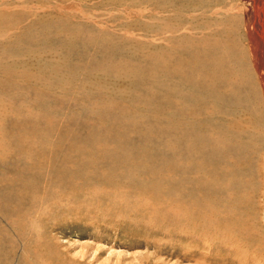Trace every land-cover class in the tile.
<instances>
[{"label":"rangeland","instance_id":"374dc122","mask_svg":"<svg viewBox=\"0 0 264 264\" xmlns=\"http://www.w3.org/2000/svg\"><path fill=\"white\" fill-rule=\"evenodd\" d=\"M199 1L203 0H0V74L11 77L0 79V264H264V258L258 256L264 257V184L259 188L260 194L251 195L249 209L256 213L262 235L250 246L253 251L249 256L240 248L245 236L237 230L224 223L215 225L207 214L204 219H197L184 204L186 208L183 206L180 211L166 209L165 205L152 209V203L158 204L160 199L155 200L156 194L147 192L156 190L158 198L182 199L186 204H192L190 198L205 192L192 186L197 184L198 165H208L199 157L204 151V159L208 158L207 146L201 150L195 145L190 128L163 118L169 109H176L174 102L178 101L181 86L187 101H194L193 82H181L177 76L178 53L169 47L177 45V37L186 32L183 25L189 28V21L195 17L202 21L211 19V6L194 17L193 8L202 5ZM226 1L227 12L229 8L235 12L243 9L239 20L244 33L251 16L249 0ZM188 30L180 36V44H185L187 37L188 45L198 36ZM45 46L59 49L63 62L54 63L57 67L36 65L34 54H41ZM245 46L247 49L246 43ZM152 54L157 56L152 58ZM153 66L162 70L154 80L148 73ZM160 76L163 79L158 81ZM158 82H162L161 86ZM165 89H171L170 93ZM236 185L241 190L240 184ZM100 212L104 214L101 216ZM225 228L229 231L223 232ZM167 229L173 230L171 234Z\"/></svg>","mask_w":264,"mask_h":264},{"label":"bare ground","instance_id":"6f19581e","mask_svg":"<svg viewBox=\"0 0 264 264\" xmlns=\"http://www.w3.org/2000/svg\"><path fill=\"white\" fill-rule=\"evenodd\" d=\"M202 5L193 8L194 13H205L207 7L211 6L214 8V11L211 19L207 20H198L194 18L192 21H189V28L191 31L198 33V36L193 37L188 45V38H184L185 44H180V36L183 37L184 34L189 31L188 27L183 25L186 32H182L177 40V45L171 44L169 49L178 53L176 57L177 64V76L180 77L181 82L184 84L185 80L189 79L193 82L191 88L192 96H194V101L189 102L185 98L187 93L184 88L181 86L179 92H177L178 101L174 102L176 109L164 113V119L181 126L190 128L195 137V145L199 146L202 150L204 145L207 146L209 153L207 157L211 158L204 159V151L197 152L199 157H202L203 161H207L208 165L204 166L198 165L196 170L197 175V184H193V188L204 190L205 192L198 195L197 197L190 198L192 204H186L184 201L173 200L171 198L161 199L158 198V191L149 190L148 193L157 197L155 200L160 199L158 204H153L152 209H155L157 206L163 207L166 206V209L183 210V206L187 207V212L193 213L197 219H202L205 214L209 216L210 220L213 223L220 224L224 223L229 226L232 230H237L245 237L241 240L239 245L243 249L246 256L251 255L250 246L254 241H259L261 238V226L259 225V220L254 217L256 213L250 212L249 206L251 202L252 192H256V195L259 193V188L264 184V0H249L251 5L250 13V22L245 24V32H241L240 20L242 11L239 9L236 12L231 8L227 10L224 9L226 5V0H203L199 1ZM231 2V1H230ZM229 3V2H228ZM183 5V4H182ZM230 5V4H229ZM228 5V6H229ZM241 5V4H240ZM186 6V5H185ZM227 6V7H228ZM226 7V8H227ZM235 7V6H233ZM191 9V8H190ZM199 9V10H198ZM206 9V10H205ZM182 11V9H177ZM236 10V8H235ZM186 11V10H185ZM216 11V12H215ZM215 12V13H214ZM41 15V14H40ZM226 15V16H225ZM244 15V14H242ZM248 15V14H247ZM169 16V15H167ZM191 16V15H190ZM201 15H199L200 17ZM207 16V15H205ZM45 19L47 16H44ZM203 17V16H202ZM209 17V16H208ZM39 18V17H38ZM249 18V17H248ZM197 19V20H196ZM199 21V22H197ZM202 21V22H201ZM52 22V21H51ZM201 22V23H200ZM225 22V23H224ZM43 23V22H42ZM44 24V23H43ZM46 24V21H45ZM182 24V23H181ZM4 26V25H3ZM47 26V25H46ZM49 26V25H48ZM168 27V26H167ZM10 26L9 29H11ZM31 28V27H30ZM200 28L202 29L201 31ZM48 29V28H47ZM171 29V28H169ZM199 29V30H198ZM207 29H210L209 32H206ZM14 30V29H13ZM178 31V29H176ZM17 32V31H16ZM45 33V32H44ZM6 36V35H5ZM14 37V36H13ZM16 37V36H15ZM242 37V39H241ZM10 38V37H9ZM168 38V37H167ZM246 39V41H245ZM39 40V38H37ZM170 40V38H169ZM10 41V40H9ZM46 41V38H45ZM50 41V40H49ZM247 44V49L245 43ZM171 42V41H168ZM50 43V42H49ZM173 43V42H172ZM40 44V43H39ZM46 45V43H45ZM90 45V44H89ZM22 46V45H21ZM40 46V45H38ZM169 46V45H168ZM38 48V47H37ZM41 48V47H40ZM61 48V47H60ZM25 49V48H24ZM35 49V48H34ZM41 54H34L36 56V61H38V66L47 68H52L54 63H60L63 59L58 48L45 46L42 48ZM66 49V48H65ZM156 49V48H155ZM22 50V49H21ZM63 50V49H62ZM5 51V50H4ZM27 51V50H26ZM33 51V50H32ZM248 51V53H247ZM30 52V51H29ZM100 52V51H99ZM156 52V51H155ZM170 52V51H168ZM145 53V52H144ZM11 54V52H10ZM24 54V53H23ZM26 54V53H25ZM57 54V55H55ZM172 54V53H171ZM170 54V55H171ZM13 55V54H12ZM19 55V54H18ZM32 55V56H34ZM9 56V55H8ZM27 56V55H26ZM157 55L152 54L151 57L155 58ZM160 56V55H159ZM158 56V61L161 59ZM248 56L250 59L251 66H248ZM12 58V57H11ZM21 59V58H20ZM27 58H25L26 60ZM34 59V60H35ZM24 60V58H22ZM32 60V59H31ZM29 61V58H28ZM24 62V61H23ZM63 62V60H62ZM61 62V63H62ZM27 63V62H26ZM33 64V63H31ZM35 65V63H34ZM60 65V64H59ZM164 63L162 67L164 68ZM176 65L174 64V67ZM57 67V66H56ZM62 67V65L60 66ZM58 69V68H57ZM167 69V68H166ZM174 69V68H173ZM167 71V70H166ZM165 71V73H167ZM157 72H162L159 67H151L149 69V76H157ZM46 74V73H45ZM142 74V73H141ZM140 75V74H139ZM138 75V76H139ZM168 75V74H167ZM163 75L164 78L167 76ZM170 75V74H169ZM62 76V75H61ZM11 78L0 74V79L2 78ZM140 77V76H139ZM146 77V75L144 76ZM169 77V76H168ZM13 78V77H12ZM51 78V77H50ZM162 80L163 78L157 77ZM145 79V78H144ZM168 79V78H167ZM7 80V79H6ZM10 80V79H9ZM24 80H27L25 77ZM157 80V79H156ZM169 80V79H168ZM173 80V78H172ZM188 80V81H189ZM22 81V80H21ZM36 82V80H34ZM146 81V79H145ZM147 81L151 83V78ZM1 82V81H0ZM7 82V81H6ZM11 82V80H10ZM55 82V81H54ZM153 82V81H152ZM175 82V81H174ZM180 82V81H179ZM14 83H17L14 82ZM22 83V82H21ZM20 83V84H21ZM145 83V82H144ZM159 83V82H158ZM162 83V82H160ZM159 83V84H160ZM176 83V82H175ZM189 83V82H188ZM148 84V83H147ZM158 86H161V84ZM162 84H166L165 81ZM186 84V83H185ZM7 85V84H5ZM23 85V84H22ZM36 85V83H35ZM85 85V84H84ZM146 84H144L145 86ZM152 85V84H151ZM180 85V84H178ZM86 86V85H85ZM169 86V85H168ZM166 85V87H168ZM171 86V85H170ZM10 87V86H8ZM6 87L4 89L9 90ZM17 87V86H16ZM20 87V85L18 86ZM151 87V86H150ZM11 88V87H10ZM15 88V87H14ZM21 88V87H20ZM19 88V90H20ZM24 88V87H23ZM144 88V87H143ZM164 88V87H163ZM178 89V87L176 86ZM172 89V87H171ZM165 91H169L170 90ZM3 90V89H2ZM18 90V91H19ZM143 90V89H142ZM144 90H146L144 88ZM143 90V91H144ZM153 90V89H152ZM173 90V89H172ZM22 91V90H21ZM140 91V90H138ZM148 91V90H147ZM146 91V92H147ZM2 92V91H1ZM9 92V91H8ZM17 92V91H16ZM103 92V91H102ZM124 92V91H123ZM145 92V91H144ZM152 92V91H151ZM163 92V91H162ZM174 92V91H173ZM176 92V91H175ZM174 92V93H175ZM191 92V91H190ZM189 92V93H190ZM4 93V92H3ZM7 93V91H6ZM14 93V92H13ZM11 93V94H13ZM22 93V92H21ZM64 93V92H63ZM118 93L119 90H118ZM125 93V92H124ZM159 93V92H158ZM10 94V93H8ZM7 94V95H8ZM10 94V95H11ZM15 94V93H14ZM13 94V95H14ZM148 94V93H147ZM146 94V95H147ZM154 94V93H152ZM151 94V96H152ZM156 94V92H155ZM162 94V93H161ZM142 95H145L144 93ZM157 95V94H156ZM163 95V94H162ZM1 96V95H0ZM140 96V95H139ZM164 96V95H163ZM2 97V96H1ZM6 97V96H5ZM14 97V96H13ZM157 97V96H156ZM168 97V96H167ZM175 97V96H174ZM180 97V100H179ZM4 98V97H3ZM7 98V97H6ZM9 99V98H8ZM11 99V98H10ZM88 99V98H87ZM94 99V98H93ZM148 99V97H147ZM164 99V98H163ZM170 99V100H169ZM1 100H3L1 98ZM7 100V99H6ZM104 100V99H103ZM107 100V99H106ZM118 100V98H117ZM122 100V99H121ZM137 100V99H136ZM171 101V98H168ZM173 100V99H172ZM191 100V99H189ZM5 99L3 100V102ZM10 101V100H9ZM81 101V100H80ZM79 101V102H80ZM85 101V100H84ZM92 101V100H91ZM90 101V102H91ZM94 101V100H93ZM92 101V102H93ZM165 101V100H164ZM2 102V101H1ZM86 102V101H85ZM109 103V102H108ZM107 103V104H108ZM111 103H115L111 101ZM84 104V103H83ZM136 105V103H134ZM133 101H132V105ZM146 104V103H145ZM173 104V103H172ZM118 103L116 104V106ZM161 105V104H160ZM169 105V104H168ZM167 105V106H168ZM2 106V104H1ZM28 106V105H27ZM93 106V105H92ZM99 106V105H98ZM97 106V107H98ZM114 106V105H112ZM138 106V105H137ZM136 106V107H137ZM164 106V105H163ZM32 107V106H31ZM103 107V106H102ZM133 107V106H132ZM135 107V106H134ZM166 107V106H165ZM164 107V108H165ZM29 108V107H28ZM94 108V107H93ZM106 108V107H105ZM104 108V109H105ZM139 108V107H138ZM173 108V107H172ZM27 109V108H26ZM97 109V108H96ZM95 109V110H96ZM136 109V108H134ZM13 110V109H12ZM40 111V109H38ZM54 110V109H53ZM94 110V111H95ZM103 110V109H102ZM100 110V112H102ZM110 110V109H109ZM138 110V109H137ZM175 110H178L177 114ZM38 111V112H39ZM60 111V110H58ZM91 111V109H90ZM42 112V111H41ZM40 112V113H41ZM54 112V111H53ZM97 112V111H96ZM99 112V113H100ZM106 112V111H105ZM109 112V111H107ZM121 112V111H120ZM119 112V113H120ZM134 112V111H133ZM1 113V112H0ZM4 114V112H2ZM6 113V112H5ZM98 113V114H99ZM118 113V114H119ZM132 113V112H131ZM152 113V112H151ZM12 114V113H11ZM11 114H8L11 116ZM30 114V113H28ZM43 114V113H42ZM71 114V113H69ZM103 114V113H102ZM105 114V113H104ZM134 114V113H133ZM16 115V114H15ZM56 115V114H55ZM58 115V113H57ZM79 115V114H78ZM120 115V114H119ZM125 116V114H123ZM127 115V114H126ZM4 116V115H3ZM14 114L11 116L13 117ZM19 116V114H18ZM29 116V115H28ZM31 116V115H30ZM34 116V115H33ZM53 116V115H52ZM65 116V115H64ZM70 116V115H69ZM104 116V115H103ZM124 116L122 118H124ZM17 117V116H16ZM16 117L15 120H16ZM58 117V116H57ZM63 117V115L61 116ZM100 117V116H98ZM153 117V116H152ZM155 117V116H154ZM36 118V117H35ZM119 118V117H118ZM1 119V117H0ZM9 119V118H8ZM20 119V117L18 118ZM34 119V118H32ZM40 119V117H39ZM63 119V118H62ZM151 119V118H150ZM156 119V118H155ZM5 120V119H4ZM7 120V119H6ZM46 120V118H45ZM122 120V119H121ZM153 120V119H152ZM2 121V120H1ZM0 121V122H1ZM19 121V120H18ZM21 121V119H20ZM41 121V120H39ZM61 121V120H60ZM63 121V120H62ZM101 121V120H100ZM123 121V120H122ZM164 121V120H163ZM38 122V121H37ZM93 122V121H92ZM91 122V123H92ZM95 122V121H94ZM144 122V121H143ZM146 122V121H145ZM154 122V121H153ZM42 123V122H41ZM55 123V122H53ZM61 123V122H60ZM161 123V122H160ZM1 124V123H0ZM10 124V123H8ZM13 124V123H12ZM24 124V123H23ZM22 124V125H23ZM45 124V123H44ZM50 124V123H49ZM55 124H59L58 122ZM90 124V123H89ZM97 124V123H96ZM118 124H120L118 122ZM124 124V123H123ZM128 124V123H127ZM132 124V123H131ZM140 124V123H139ZM156 124V123H155ZM158 124V123H157ZM165 124V123H164ZM3 125V124H2ZM15 125V124H13ZM27 126L26 122L24 124ZM23 125V126H24ZM125 125V124H124ZM161 125V124H160ZM170 125V124H169ZM168 125V126H169ZM1 126V125H0ZM9 126V125H8ZM17 126V125H16ZM22 126V127H23ZM35 127V124L33 125ZM40 126V125H39ZM43 126V124H42ZM59 126V125H58ZM119 126V125H117ZM140 126V125H139ZM180 126V127H181ZM3 127V126H2ZM0 127V128H2ZM21 127V129H22ZM28 127V126H27ZM27 127H23L27 129ZM37 127V126H36ZM47 128V126H45ZM105 127V126H104ZM122 127V126H121ZM129 127V125H128ZM138 127V126H136ZM163 127V126H162ZM167 127V126H166ZM171 127V126H170ZM178 127V126H177ZM5 128V126H4ZM11 128V127H10ZM59 128V127H58ZM130 128V127H129ZM132 128V127H131ZM175 128V127H174ZM173 128V129H174ZM24 129V130H25ZM45 129V128H44ZM110 129V128H109ZM144 129V128H143ZM165 129V128H164ZM169 129V128H168ZM179 129V128H178ZM182 129V127H181ZM189 129V130H190ZM3 130V129H2ZM5 130V129H4ZM3 130V131H4ZM7 130V129H6ZM23 130V131H24ZM30 130V128H29ZM105 130V129H104ZM127 130V129H126ZM130 130V129H129ZM166 130V129H165ZM163 130V131H165ZM190 130V131H191ZM14 131V130H13ZM22 131V130H20ZM42 131V130H41ZM48 131V130H47ZM59 131V129H58ZM139 131V130H138ZM171 131V129H170ZM175 130H173L174 132ZM180 131V130H179ZM0 129V133H1ZM5 132V131H4ZM3 132V133H4ZM17 132V131H16ZM32 132V131H31ZM31 132L30 133L31 135ZM131 132V131H130ZM133 132V131H132ZM39 133V132H38ZM37 133V134H38ZM46 133V132H45ZM107 133V132H106ZM138 133V132H136ZM158 133V131H157ZM175 133V132H174ZM177 133V132H176ZM175 133V134H176ZM187 133L186 135L190 134ZM33 134V133H32ZM123 134V132H122ZM127 134V133H126ZM169 134V132H168ZM178 134V133H177ZM182 134V133H181ZM185 134V132H184ZM3 135V134H2ZM1 135V138H2ZM51 135V134H49ZM170 135V134H169ZM193 135V136H194ZM33 136V135H32ZM168 136V135H167ZM184 136V135H183ZM52 137V136H50ZM57 137V136H56ZM124 137V136H123ZM162 137V136H161ZM172 137V136H171ZM180 137V136H179ZM187 137V136H186ZM4 140L5 137L3 136ZM15 138V137H14ZM167 138V137H166ZM170 138V137H169ZM168 138V139H169ZM24 139V138H23ZM31 139V138H27ZM47 139V138H45ZM178 139V138H177ZM184 139V138H183ZM187 139V138H185ZM15 140V139H14ZM36 140V139H35ZM44 140V139H42ZM146 140V139H145ZM166 140V139H165ZM172 140V139H171ZM7 141V140H6ZM45 141H48L45 140ZM44 141V143H45ZM52 141V140H51ZM76 141V140H75ZM167 141V140H166ZM180 141V140H179ZM193 141V140H192ZM34 142V140H33ZM40 142V140H39ZM42 142V141H41ZM40 142V143H41ZM54 142V141H52ZM51 142V143H52ZM172 142V141H171ZM176 142V141H174ZM191 142V141H189ZM25 143V141H24ZM48 143V142H47ZM46 143V144H47ZM50 143V144H51ZM162 143V142H161ZM180 143V142H179ZM2 144V143H1ZM0 144V145H1ZM23 144V143H22ZM43 144V143H42ZM57 144V143H56ZM157 144V143H156ZM160 144V143H159ZM173 144V143H172ZM184 144V143H183ZM191 144V143H190ZM75 145V144H74ZM141 145V144H140ZM163 145V144H162ZM179 145V144H178ZM181 145V144H180ZM41 146V145H40ZM46 146V145H45ZM59 146V144L57 145ZM77 146V145H76ZM148 146V145H147ZM47 147V146H46ZM163 147V146H162ZM177 147V146H174ZM24 148V145L23 147ZM167 148V147H166ZM179 148V147H178ZM71 149V148H70ZM170 149V148H169ZM176 149V148H175ZM174 149V150H175ZM206 149V148H205ZM24 150V149H23ZM45 150V149H44ZM52 150V149H51ZM57 150V149H56ZM66 150V149H63ZM177 150V149H176ZM175 150V151H176ZM204 150V149H203ZM42 151V150H41ZM186 151V149H185ZM23 152V151H22ZM29 152V151H28ZM60 152V151H58ZM76 152V151H75ZM165 152V151H164ZM208 152V151H207ZM33 153V152H32ZM42 154V152H39ZM51 153V152H50ZM103 153V152H102ZM172 153V151H170ZM47 154V153H45ZM145 154V152L143 153ZM142 154V156H143ZM173 154V153H172ZM178 154V153H177ZM180 154V153H179ZM184 154V153H183ZM181 154V155H183ZM206 154V153H205ZM31 155V154H30ZM38 155V153H37ZM36 155V156H37ZM48 155V154H47ZM46 155V156H47ZM51 154H49L50 156ZM63 156V154H60ZM76 155V154H75ZM108 155V153L106 154ZM166 155V154H165ZM169 155V153H168ZM167 155V156H168ZM23 156V155H22ZM41 156V155H40ZM56 156V155H55ZM55 156L53 158H55ZM101 156V155H100ZM132 156V154H131ZM150 156V155H149ZM161 156V155H160ZM172 156V155H171ZM42 157V156H41ZM59 157V156H58ZM67 157V156H66ZM65 157V158H66ZM108 157V156H107ZM134 157V156H132ZM139 157V155H138ZM50 158V157H49ZM57 158V157H56ZM64 158V156H63ZM64 158V159H65ZM69 158V157H67ZM66 158V159H67ZM109 158V157H108ZM135 158V157H134ZM140 158V157H139ZM184 158V157H183ZM196 158V157H195ZM198 158V156H197ZM61 159V158H60ZM104 159V158H103ZM130 159V158H129ZM137 159V158H136ZM135 159V160H136ZM161 159V158H160ZM165 159V158H164ZM169 159V158H168ZM201 159V158H200ZM167 160V159H165ZM171 160V159H170ZM175 160V159H174ZM29 161V160H28ZM27 163H30V161ZM66 161V160H65ZM74 161V160H73ZM101 161V160H100ZM137 161V160H136ZM140 161V160H138ZM172 161V160H171ZM177 161V160H176ZM185 161V160H184ZM38 162V161H36ZM43 162V161H41ZM97 162V161H95ZM103 162V161H102ZM109 162V160H107ZM143 162V160H142ZM160 163V161H158ZM197 162V161H195ZM47 163V161H46ZM50 163V162H49ZM63 163V161H62ZM71 163V162H70ZM90 163V162H89ZM100 163V162H99ZM104 163V162H103ZM111 163V162H109ZM182 163V162H181ZM32 164V163H30ZM56 164H59L57 161ZM64 164V163H63ZM114 164V163H112ZM118 164V163H117ZM133 164V163H132ZM141 164V163H139ZM164 164V163H163ZM162 164V165H163ZM171 164V163H170ZM185 165V163H183ZM189 164V163H188ZM191 164V163H190ZM199 164V162H198ZM55 165V164H54ZM103 165V164H102ZM142 165V164H141ZM165 165V164H164ZM163 165V166H164ZM32 166V165H31ZM42 166V165H41ZM70 166V165H69ZM111 166V165H110ZM120 166V165H119ZM127 166V165H126ZM180 167V165H178ZM197 166V165H196ZM18 167V166H17ZM35 167V165H33ZM53 167V164H52ZM63 167V166H62ZM61 167V168H62ZM93 167V166H92ZM109 167V166H108ZM147 167V166H146ZM185 167V166H183ZM112 168V167H111ZM121 168V167H119ZM118 168V169H119ZM137 168V167H136ZM142 168V167H141ZM149 168V167H148ZM156 168V165H155ZM178 168V167H177ZM189 168V167H188ZM191 168V167H190ZM49 169V168H48ZM117 169V170H118ZM157 169V168H156ZM166 169L169 170V167ZM165 169V170H166ZM38 170V167H37ZM44 170V169H43ZM41 170V171H43ZM96 170V169H95ZM149 170V169H148ZM147 170V171H148ZM179 170V169H178ZM193 169H191L192 171ZM46 171V170H44ZM97 171V170H96ZM123 171V170H122ZM50 172V171H49ZM121 172V171H120ZM119 172V173H120ZM164 172V171H163ZM174 172V171H173ZM180 172V171H179ZM152 173V172H151ZM168 173V172H167ZM11 174V173H10ZM144 174V173H142ZM172 175V173H170ZM133 175V174H131ZM136 175V174H135ZM145 175V174H144ZM157 175V174H156ZM263 175V176H262ZM45 176V175H44ZM162 176V175H160ZM195 176V175H194ZM98 177V176H97ZM138 177V175H137ZM151 177V176H150ZM167 177V176H166ZM172 177V176H171ZM178 177V176H177ZM45 178V177H44ZM103 178V177H102ZM135 178V176H134ZM139 178V177H138ZM168 178V177H167ZM147 179V178H146ZM153 179V178H152ZM155 179V178H154ZM157 179V178H156ZM165 179V178H164ZM179 182L181 179H177ZM184 179V178H183ZM182 179V180H183ZM121 180V179H120ZM127 180V179H126ZM162 180V179H161ZM159 179V182L161 181ZM188 180V179H187ZM96 181V180H95ZM99 181V179H98ZM124 181V180H123ZM137 181V180H136ZM146 181V180H145ZM148 181V179H147ZM152 181V180H151ZM155 181V180H154ZM173 181H175L173 179ZM172 181V182H173ZM92 182V181H91ZM140 182V179L138 180ZM150 182V181H149ZM169 182V181H168ZM131 183V182H130ZM143 183V182H142ZM162 185L165 182H161ZM182 183V182H181ZM184 183V182H183ZM240 184L241 190H237L238 185ZM96 184V183H95ZM138 184V183H137ZM186 184V183H184ZM100 185V184H99ZM124 185V184H123ZM145 185V184H142ZM148 185V183H147ZM161 185V186H162ZM180 185V183H179ZM188 185V184H186ZM127 186V185H125ZM130 186V185H129ZM132 186V185H131ZM130 186V187H131ZM201 186V187H200ZM91 187V186H90ZM109 187V186H108ZM134 186H132L133 188ZM168 187V186H167ZM179 187V186H178ZM203 187V188H202ZM123 188V187H122ZM142 188V187H141ZM145 188H147L145 186ZM161 190L163 188L159 187ZM188 188V187H187ZM262 188V187H261ZM138 189V188H137ZM151 189V188H149ZM167 189V188H166ZM165 189V190H166ZM179 189V188H178ZM122 190V189H121ZM126 190V189H125ZM128 190V188H127ZM120 191V186L118 190ZM131 191V190H130ZM167 191V190H166ZM128 192V191H126ZM136 192V191H135ZM144 192V191H143ZM176 192V191H175ZM194 192V191H193ZM240 192V193H239ZM263 192V191H262ZM261 192V194H262ZM142 193V192H139ZM145 193V192H144ZM154 193V194H153ZM166 193V192H164ZM163 193V195H164ZM179 193V192H177ZM183 193V192H182ZM91 194V193H90ZM101 194V193H100ZM99 194V195H100ZM119 194V193H118ZM134 194V193H133ZM167 194V193H166ZM181 194V193H180ZM195 194V193H194ZM94 195V194H93ZM138 195V194H137ZM91 196V195H90ZM96 196V195H95ZM104 196V195H103ZM102 197V196H101ZM120 197V196H119ZM170 197V196H169ZM179 197V196H177ZM99 198V197H98ZM108 198V196L106 197ZM118 198V197H117ZM116 198V199H117ZM152 198V197H151ZM174 198V197H173ZM176 198V197H175ZM182 198V197H181ZM189 198V197H188ZM113 199V198H111ZM121 199V198H120ZM139 199V198H138ZM146 200V199H145ZM149 200V199H148ZM147 200V201H148ZM186 200V199H185ZM141 201V199H140ZM154 201V200H153ZM150 202V201H149ZM55 203V202H54ZM123 204V202H121ZM120 203V205H121ZM144 203V201H143ZM157 203V202H156ZM75 204V203H74ZM77 204V202H76ZM75 204V205H76ZM110 204V203H109ZM182 204H184L182 206ZM106 205V204H105ZM79 207V205H77ZM111 206V205H110ZM117 206V205H116ZM149 206V205H148ZM184 206V207H185ZM77 207V208H78ZM90 207V206H89ZM92 207V206H91ZM90 207V208H91ZM105 207V206H104ZM108 207V206H107ZM106 207V208H107ZM119 208L121 206H118ZM185 207V208H186ZM112 209H114L111 206ZM117 208V207H116ZM108 209V208H107ZM111 209V210H112ZM118 209V208H117ZM147 209V208H146ZM161 209V208H160ZM159 209V210H160ZM252 209V208H251ZM110 210V208H109ZM135 210V209H134ZM156 210V209H155ZM154 210V211H155ZM97 211V210H96ZM108 211V210H107ZM136 211V210H135ZM110 212V211H109ZM113 212L116 213L114 210ZM124 212V211H123ZM130 212V211H128ZM153 212V211H152ZM165 213V210L163 211ZM101 213V212H100ZM146 213V212H145ZM160 213V212H159ZM173 213V212H172ZM103 213H101L102 216ZM119 214V213H118ZM163 214V213H162ZM167 214V212H166ZM179 214V213H178ZM99 215V213H98ZM97 215V216H98ZM106 215V214H105ZM116 215V214H115ZM136 218L140 222L139 214H136ZM150 215V214H149ZM160 215V214H159ZM172 215V214H171ZM183 215V214H182ZM100 216V217H101ZM109 216V215H108ZM112 216V215H111ZM119 216V215H118ZM131 216V215H130ZM129 216V217H130ZM156 216V215H155ZM205 216V220L207 219ZM99 217V216H98ZM96 217V218H98ZM124 217V216H123ZM134 217V216H133ZM132 217V218H133ZM151 217V216H150ZM161 217V216H160ZM165 217V216H164ZM119 218V217H118ZM153 218V217H152ZM157 218V217H156ZM195 218V217H194ZM117 219V218H116ZM121 219V218H120ZM128 219V218H127ZM204 219V218H203ZM99 221V218L97 219ZM103 220V219H102ZM101 220V221H102ZM115 220V219H114ZM126 220V219H125ZM154 220V219H152ZM151 220V221H152ZM193 221V218L188 219ZM30 221V220H29ZM33 221V220H32ZM137 221V222H138ZM150 221V220H149ZM155 221V220H154ZM197 221V220H196ZM203 221V220H202ZM103 222V221H102ZM119 222V221H118ZM179 222V221H178ZM33 223V222H32ZM127 223V222H126ZM132 223V222H131ZM135 223V222H134ZM205 223L209 224L208 221ZM211 223V222H210ZM138 224V223H137ZM158 224V223H156ZM102 225V224H101ZM104 225V224H103ZM122 225V224H121ZM125 225V224H124ZM152 226L150 223L148 224ZM187 225V224H186ZM106 226V224H105ZM260 228H259V227ZM181 227V225H180ZM29 228V227H28ZM204 228V227H203ZM206 228V227H205ZM215 228V227H214ZM206 230V229H205ZM168 234H171L172 229L166 230ZM215 231V229H214ZM217 231H221L218 229ZM229 229H226L223 232H228ZM183 233V232H182ZM203 235V233H201ZM201 235V236H202ZM209 237V236H208ZM184 238V237H183ZM203 239V238H202ZM175 242V241H174ZM168 245V244H167ZM38 251V250H37ZM250 251V252H249ZM257 255L259 250H257ZM253 255V254H252ZM259 258H264L263 256L258 255ZM257 257V256H256ZM252 258H255L253 256Z\"/></svg>","mask_w":264,"mask_h":264}]
</instances>
